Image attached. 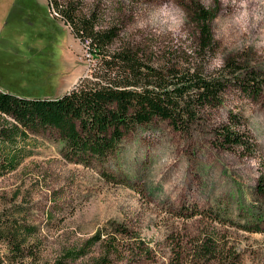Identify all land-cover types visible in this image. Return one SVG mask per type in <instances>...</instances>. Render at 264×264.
<instances>
[{"label": "rangeland", "instance_id": "rangeland-1", "mask_svg": "<svg viewBox=\"0 0 264 264\" xmlns=\"http://www.w3.org/2000/svg\"><path fill=\"white\" fill-rule=\"evenodd\" d=\"M196 1L213 13L212 48L201 46L192 0L71 3L77 16L95 10L97 28L118 26L117 46L140 49L154 65L222 76L233 62L264 75V0ZM96 64L86 38L49 0H0L1 88L61 96ZM230 111L245 123L254 145L248 151L216 145V128ZM26 147L17 169L0 177V264H54L73 249L84 253L64 264H99L104 257L109 264H229L226 256L234 257L231 264H264V233L214 219L239 221L260 202L264 99L238 84L187 134L159 119L133 131L107 167L114 181L66 160L55 134L32 135ZM15 223L27 233L15 240L25 239L22 251L10 254L4 231Z\"/></svg>", "mask_w": 264, "mask_h": 264}, {"label": "trees", "instance_id": "trees-1", "mask_svg": "<svg viewBox=\"0 0 264 264\" xmlns=\"http://www.w3.org/2000/svg\"><path fill=\"white\" fill-rule=\"evenodd\" d=\"M49 2L72 24L77 36L90 41L91 57L97 59V64L91 75L81 78L71 90L57 97L20 95L0 87V177L17 169L32 135L55 134L66 160L97 168L104 178L114 181L115 176L108 173L107 167L137 128L159 119L187 134L224 104L232 84H238L244 94L264 99V75L253 68L231 62L226 67L231 73L208 76L198 68L160 67L143 59L136 47L117 46L118 26L97 28L95 10L77 16L71 0ZM191 6L192 19L201 31V46L212 48L213 13L196 0H192ZM246 132L243 119L230 111L216 128V145L248 151L254 145ZM256 193L260 202L248 208L243 219L219 216L214 219L225 220L238 229L264 233V173L258 179ZM20 225L11 224L15 229L4 231L8 234L4 237L10 244V254L17 252L16 249L22 251L21 245L25 243L22 238L20 244L15 243L27 231L26 226ZM209 252L217 253L216 249ZM83 253V250H66L54 264L76 260ZM105 258L99 264H109ZM233 260L234 257L226 256L223 262L231 264Z\"/></svg>", "mask_w": 264, "mask_h": 264}, {"label": "built area", "instance_id": "built-area-1", "mask_svg": "<svg viewBox=\"0 0 264 264\" xmlns=\"http://www.w3.org/2000/svg\"><path fill=\"white\" fill-rule=\"evenodd\" d=\"M86 43H87V44H90V41H89L88 39H86Z\"/></svg>", "mask_w": 264, "mask_h": 264}]
</instances>
